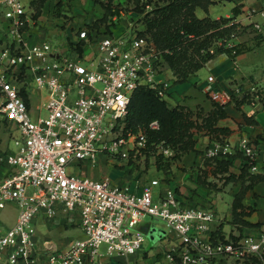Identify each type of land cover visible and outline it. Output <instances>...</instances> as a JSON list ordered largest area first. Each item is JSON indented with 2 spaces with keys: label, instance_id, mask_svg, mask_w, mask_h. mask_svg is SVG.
Returning a JSON list of instances; mask_svg holds the SVG:
<instances>
[{
  "label": "built area",
  "instance_id": "built-area-1",
  "mask_svg": "<svg viewBox=\"0 0 264 264\" xmlns=\"http://www.w3.org/2000/svg\"><path fill=\"white\" fill-rule=\"evenodd\" d=\"M32 1L0 0V121L21 133L17 152L5 156L17 171L0 182V209L10 204L19 209L17 223L0 229V252L5 254L0 264H87L103 255H137L145 243L140 227L148 216L165 222L179 241L166 253L170 263L245 264L254 258L264 263V233L214 240L215 213L185 205L171 186L157 191L164 183L160 180L142 185L138 180L133 184L69 173L75 164L95 166L101 154L129 163L147 155L148 136L143 131L124 133L123 120L136 90L153 88L168 100L170 84L157 82L163 54L135 26L121 36L102 39L82 30V40L90 47L98 45L91 61L63 54L47 41L29 44L22 28L33 14ZM235 40L233 35L217 45L229 47ZM34 85L46 93L45 117L31 112L27 98ZM263 95L264 88L251 82L233 84L213 99L222 107L239 104L246 117L253 118L264 105ZM248 106L252 109L246 111ZM150 128L159 129V123L152 122ZM160 149L165 157L174 155L170 148ZM237 150L253 173L264 174V140L242 135ZM230 152L228 144L216 141L207 156L220 158ZM59 203L64 213L80 216L84 234L67 249L36 239L35 219L55 218Z\"/></svg>",
  "mask_w": 264,
  "mask_h": 264
},
{
  "label": "crops",
  "instance_id": "crops-1",
  "mask_svg": "<svg viewBox=\"0 0 264 264\" xmlns=\"http://www.w3.org/2000/svg\"><path fill=\"white\" fill-rule=\"evenodd\" d=\"M101 1L107 3L109 0ZM124 1L127 2L128 0L113 1L114 7L119 10V15L110 17L104 24L95 25L96 22L104 18L105 14L103 7H99V10L94 8L100 5L96 0H33L31 2V14H33L23 26L22 35L24 40L31 45L50 42L48 39H56L57 44L54 46L61 53L69 54L74 58L79 57L82 61H91L94 52L96 53L98 50V45L90 47L82 40L80 38L82 30H87L90 38L99 37L102 39L108 35L117 37L128 33L138 20L145 30L146 25L143 20L145 15L133 10L129 16H126L123 8H121ZM130 4L135 8L133 2ZM217 5L223 6L221 12L215 9ZM236 7L241 9L239 15L234 13ZM38 11L40 12L39 17L34 19ZM195 13L200 19L234 18L236 23L244 27L253 25L248 31L252 28L255 29L254 36L244 32L235 40L236 43H242L246 48L252 50L246 51L236 59L226 53L216 55L202 69L193 74L185 84L174 87L176 77L166 65V72H161L157 77L158 83L167 82L170 84V98H176L177 102L190 107L192 110L200 108L204 111V116H207L214 110L213 96L215 93L229 91L233 84H247L264 80V52L259 47L264 43V0H216L214 4L209 6L208 10L198 7ZM47 19L49 21H46ZM51 25H54L55 28L60 27L54 30L51 29ZM257 25L260 26V29H257ZM258 35L263 36V42L259 45L256 38ZM79 44L83 46L82 54L75 49ZM178 92L180 93L178 94ZM27 99L34 117L39 118L47 115V96L42 89L35 85L32 86ZM225 110L227 117L220 120L217 127L228 130L227 135H220V139L229 145L231 152L224 157L209 158L207 151L218 141L217 138L212 137L205 130L195 131V149L177 160L170 174L166 175L162 171H158L164 175L166 180L157 191L163 192L167 186H171L177 190L185 205L200 206L212 210L216 215L212 233L214 240H239L249 236L256 237L264 233V178L262 176L264 174L253 173L247 169L244 154L237 150L242 135L264 140V109L251 118L255 122L254 125H250L246 121L243 110L238 109L234 104H229ZM18 132L20 141L21 133L19 130ZM11 153L15 152H8L7 154ZM262 158L260 166L264 168V152ZM226 161L231 162L228 171H224V167L221 166ZM122 162L119 166L124 167L117 170V178L94 173L93 179L109 178L114 181H130V183L135 184L138 180L137 174L134 173L135 164L123 160ZM88 165H80L81 168L76 174L92 178ZM184 165L191 170L178 176L176 169ZM16 171L15 167L6 162H0V182ZM230 175L237 179L227 182ZM240 176L241 178L238 179ZM152 180L157 179L153 178ZM238 195H242V207L237 212H243L245 215L236 219L234 203ZM57 207L58 213L55 218L38 216L35 219L36 239L40 244L51 242L60 249H67L75 239L78 237L80 239V216L64 213L62 203L57 204ZM18 215L19 209L15 204L0 209V229L7 230L13 227L17 223ZM151 227L150 225L144 226L148 231ZM166 237L167 233L165 232L164 236L159 239L160 242L163 241L161 248L153 253L142 251L133 256L102 257L97 263L87 264H154L156 261H161L164 264H178L170 263L166 259V253L178 246L179 241L173 231L169 240H166ZM4 258L5 254L0 252V262ZM254 261L259 262L258 264H264L259 258H254L245 264H253ZM219 264L239 263L227 261Z\"/></svg>",
  "mask_w": 264,
  "mask_h": 264
},
{
  "label": "trees",
  "instance_id": "trees-1",
  "mask_svg": "<svg viewBox=\"0 0 264 264\" xmlns=\"http://www.w3.org/2000/svg\"><path fill=\"white\" fill-rule=\"evenodd\" d=\"M114 0L107 3L96 0L104 11V18L96 22L95 25L106 23L110 17L119 15L113 5ZM135 5L134 10L144 14L145 30L142 32L148 35L162 52L164 62L176 77L175 83H185L190 77L202 69L205 64L216 55L226 53L233 59L246 51L242 43L234 42L231 46H218L217 42L223 38L231 39L234 35L238 38L253 25L244 27L236 23L234 18H222L213 20L210 18L200 19L195 11L198 7L208 10L209 6L216 0H157L153 10L147 8L153 0H128ZM159 2H163L162 5ZM235 15L241 13V9H234ZM40 12L34 16L39 17ZM257 44L263 42V36L258 35ZM214 46V52L209 49ZM83 46L77 45L76 51L82 54ZM235 52V53H233ZM239 104L237 108L239 109ZM227 113L225 107L214 103V110L204 116L202 113H194L192 110L183 106L172 107L170 103L159 96L158 90L153 88L141 87L135 91L127 115L123 120L124 133H139L143 131L148 136L149 150L147 156L156 155L161 147L170 148L174 155L165 157L163 153L156 157V166L159 171L168 175L177 160L194 150L196 145L195 131H206L212 137L221 141V134L227 135L228 130L218 128L220 120L225 119ZM159 123V129L150 128L152 122ZM250 125H254V120L246 117ZM222 142V141H221ZM154 144V145H153ZM160 146V147H159ZM229 161L221 164L224 171H228ZM246 168L250 170V165L246 163ZM264 178V175H262ZM241 176L238 178L240 179ZM237 178L230 175L227 182ZM177 191V190H176ZM242 195H238L234 203V215L236 219L244 216L243 212H237L242 206ZM224 240V239H222ZM259 262L254 261L253 264Z\"/></svg>",
  "mask_w": 264,
  "mask_h": 264
},
{
  "label": "rangeland",
  "instance_id": "rangeland-1",
  "mask_svg": "<svg viewBox=\"0 0 264 264\" xmlns=\"http://www.w3.org/2000/svg\"><path fill=\"white\" fill-rule=\"evenodd\" d=\"M154 2L148 6L147 10L148 11H151L153 10V8L155 7V3L157 2V0H153ZM160 5L163 4V2H159ZM123 7V12L125 13V15L129 16L130 13L134 10V6L130 4L129 1L123 3L122 5ZM99 7H102L100 5H97L96 7L94 8H98L99 10ZM223 8V6L221 5H217L216 6V10L217 11H220L221 12V9ZM229 8V7H228ZM95 9V10H96ZM233 15V13H232ZM46 21H49V19H47ZM133 21V20H132ZM134 22V21H133ZM136 24L134 25L136 29L138 30H142V32L144 31L143 30V27L142 25L140 24L141 22L138 20L135 22ZM49 25V24H47ZM46 25V26H47ZM54 25H51V29H59L60 26L58 27H53ZM76 31H79L78 29H76ZM246 34L248 35H253L255 34V29L252 28L250 29L249 31L247 30L246 31ZM50 41L51 44L53 45H56L57 44V40L56 39H48ZM260 49H262V51L264 52V43L263 45L259 46ZM258 47V48H259ZM256 49V48H254ZM209 51L213 52L214 51V46H212ZM163 66L161 67V70L160 72H166L165 70V65L167 66L166 62H163ZM188 82V81H187ZM185 82V83H187ZM185 83H175L174 82V87H176L177 85H182V84H185ZM254 85L258 86V87H263L264 88V80H260V81H255L254 82ZM180 92H178L179 94ZM45 96H46V93H45ZM170 105L172 107H176V106H183L185 108H188L189 110H192L190 107L188 106H185V105H182L180 104V102H177L176 98H169L167 100ZM252 109L250 106H248L246 108V111ZM259 109L260 111L262 109H264V105L262 106H259ZM194 113H202L204 115V111L203 110H200V108H197L196 110H192ZM259 113V112H258ZM20 139V134L18 132V129L17 127H15L14 125L12 124H9L5 121H0V162L2 163H5V156L7 155L8 152H16L18 147H19V141ZM162 149H158V153L156 155H150V156H147V155H142L140 157V159L135 162V172L138 176V181H139V184H142V185H147L148 183L151 182V180L153 178L157 179V180H160L161 182H164V175L162 173H159L157 170V166L155 164L156 162V157L161 154ZM97 164L95 166H93L92 164H89V169H90V176L93 178L94 177V173H98L100 176H104V175H111V176H114V177H118V171L117 170H121L124 166H119L121 165L122 160H119V159H116L112 156H107V155H104V154H101L98 156V160H97ZM80 166L78 164H75V165H72V166H69V173H73V174H76L79 172L80 170ZM189 170L191 169H188V167L186 165L182 166V167H178L176 169V172L178 173V176L181 175V173H187ZM130 182V181H128ZM167 182V181H166ZM165 182V184H166ZM160 189V187H159ZM156 226L162 230H164L166 233H167V237H166V240H169L171 238V235H172V230L171 228H169L167 226V224L163 221H155L154 219H152L151 217H146L145 220H144V223L141 225L140 229L141 231L143 232L144 234V238H145V243H144V246H143V252H148V253H153L157 250H159V248H161L162 246V242H160V240L158 241H154L152 239V237L149 235V231L146 230V228H144V226ZM80 233V238H84V234L83 232L80 230L79 231ZM77 234V233H76ZM79 238V237H78ZM105 252V248L103 247L102 248V253ZM103 257H108L106 255H103ZM110 258V257H108ZM100 259H98L97 262H99Z\"/></svg>",
  "mask_w": 264,
  "mask_h": 264
},
{
  "label": "water",
  "instance_id": "water-1",
  "mask_svg": "<svg viewBox=\"0 0 264 264\" xmlns=\"http://www.w3.org/2000/svg\"><path fill=\"white\" fill-rule=\"evenodd\" d=\"M164 234L165 232L156 226H152L149 229V235L152 237L154 241L161 239L164 236Z\"/></svg>",
  "mask_w": 264,
  "mask_h": 264
}]
</instances>
